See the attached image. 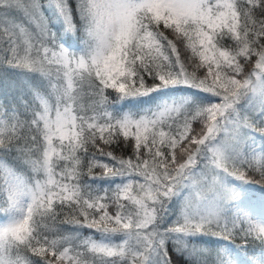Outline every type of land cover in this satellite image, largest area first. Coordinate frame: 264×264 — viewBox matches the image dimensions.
Listing matches in <instances>:
<instances>
[{"label": "snow or ice", "instance_id": "1", "mask_svg": "<svg viewBox=\"0 0 264 264\" xmlns=\"http://www.w3.org/2000/svg\"><path fill=\"white\" fill-rule=\"evenodd\" d=\"M0 264H264V0H0Z\"/></svg>", "mask_w": 264, "mask_h": 264}, {"label": "trees", "instance_id": "2", "mask_svg": "<svg viewBox=\"0 0 264 264\" xmlns=\"http://www.w3.org/2000/svg\"><path fill=\"white\" fill-rule=\"evenodd\" d=\"M257 138H258V139H257L258 142L256 143V146L259 147L261 141H260L259 137H257ZM118 153H119V152H117V154H118ZM118 155H119V154H118ZM86 234H87V233H86ZM236 243L239 244L240 241H236Z\"/></svg>", "mask_w": 264, "mask_h": 264}, {"label": "rangeland", "instance_id": "3", "mask_svg": "<svg viewBox=\"0 0 264 264\" xmlns=\"http://www.w3.org/2000/svg\"><path fill=\"white\" fill-rule=\"evenodd\" d=\"M257 139H258V138H257ZM257 142H258V141L256 140V143H257ZM118 154H120V153H118ZM118 154H117V155H118ZM97 172H99V170H97Z\"/></svg>", "mask_w": 264, "mask_h": 264}]
</instances>
